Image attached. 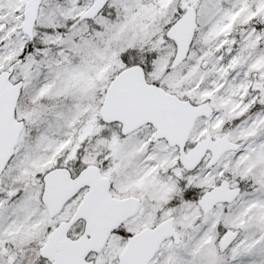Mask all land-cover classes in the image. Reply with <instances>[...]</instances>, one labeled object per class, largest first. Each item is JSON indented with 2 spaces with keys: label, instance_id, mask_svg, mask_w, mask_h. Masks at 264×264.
Masks as SVG:
<instances>
[{
  "label": "snow or ice",
  "instance_id": "snow-or-ice-1",
  "mask_svg": "<svg viewBox=\"0 0 264 264\" xmlns=\"http://www.w3.org/2000/svg\"><path fill=\"white\" fill-rule=\"evenodd\" d=\"M0 264H264V0H0Z\"/></svg>",
  "mask_w": 264,
  "mask_h": 264
}]
</instances>
